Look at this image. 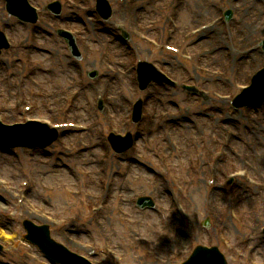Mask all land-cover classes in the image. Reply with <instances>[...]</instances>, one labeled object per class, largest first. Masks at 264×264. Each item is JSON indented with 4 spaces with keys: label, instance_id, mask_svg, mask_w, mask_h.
I'll return each instance as SVG.
<instances>
[{
    "label": "rangeland",
    "instance_id": "1",
    "mask_svg": "<svg viewBox=\"0 0 264 264\" xmlns=\"http://www.w3.org/2000/svg\"><path fill=\"white\" fill-rule=\"evenodd\" d=\"M48 1L33 3L43 6ZM60 1L59 17L43 13L33 27L0 11V27L7 26L15 39L12 49L0 56V105L13 104L19 84L27 92L33 89L23 79L30 71L26 56L31 55L33 63L42 66L33 77L51 95L50 103L60 106L65 95L80 89V108L71 105L65 111L84 127L66 130L46 151L0 152V264H47L23 242L21 221L51 225L54 218L52 237L94 264H178L198 244L217 246L236 261L245 251L237 219L251 226L256 217L264 222V105L235 110L229 101L264 64V52L257 46L264 36V0H108L114 14L105 24L92 10L84 11L94 0ZM226 9L232 10L228 24L221 19ZM168 18L179 26L175 37L183 40L190 33V47L183 54L191 53L193 61L159 46L169 39ZM160 19L159 27L149 25ZM201 25L207 30L194 36L192 31ZM60 26L74 32L81 61L70 58L54 34ZM119 26L132 35L130 43L119 40ZM140 59L156 64L178 83L207 91L208 101L179 87L152 85L139 92L130 65ZM6 64L14 73L10 82L4 81ZM90 70H97L99 78L80 84L79 75ZM97 96L105 100L101 114L95 110ZM139 97L146 101L144 119L133 127L124 117ZM31 100L42 104L39 116L59 117L47 115L45 98ZM126 130L138 139L134 149L113 155L107 133ZM176 143L181 155L173 153ZM177 156L187 160L184 174L176 169ZM239 170H246V177L219 189ZM24 181L27 187L21 186ZM65 189L86 190L92 200L85 202L84 210ZM21 195L26 199L19 204ZM141 195L152 199L155 208L134 207L131 199ZM101 201L104 210L93 212ZM67 217L72 219L66 222ZM209 217L205 229L201 224ZM258 241L253 237L257 258L264 264V243L260 247Z\"/></svg>",
    "mask_w": 264,
    "mask_h": 264
},
{
    "label": "water",
    "instance_id": "2",
    "mask_svg": "<svg viewBox=\"0 0 264 264\" xmlns=\"http://www.w3.org/2000/svg\"><path fill=\"white\" fill-rule=\"evenodd\" d=\"M28 223H25L24 224V226H28L27 225ZM29 228V227H28ZM27 228V229H28ZM31 240V239H30ZM32 242L34 241V240H31ZM35 242V241H34ZM38 246L47 254V256L50 258V259H52V260H56V261H58V262H60V263H62V264H75V263H73V262H70V263H68V260L67 259H64V258H62V259H58V258H55L54 257V255L52 254V251L48 248V246L46 245V243H45V236H42V237H40V242L38 243Z\"/></svg>",
    "mask_w": 264,
    "mask_h": 264
}]
</instances>
